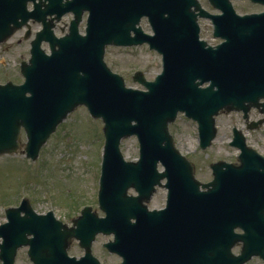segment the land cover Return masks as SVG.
Segmentation results:
<instances>
[{
	"label": "water",
	"instance_id": "95a60500",
	"mask_svg": "<svg viewBox=\"0 0 264 264\" xmlns=\"http://www.w3.org/2000/svg\"><path fill=\"white\" fill-rule=\"evenodd\" d=\"M29 1L0 0V43L39 13L43 17L58 14L60 18L73 12L76 20L70 35L60 41L48 31L38 34L41 41L52 42L53 54L45 55L41 41L35 42L32 60L22 67L25 85L0 86V156L17 152L25 129L26 153L35 161L59 125L78 107L86 106L94 118L105 123L100 204L109 219L97 224L86 217L81 220L87 227L80 228L88 231L96 226L100 232L107 227H122L125 217L127 234V216L130 211H138L132 208L137 200L128 198V190H144L148 201L155 186L168 178L182 191L189 218L204 214L200 240L198 231L189 232L188 264H247L256 256L264 259V231L256 233L258 217L264 210V158L247 146L243 134L236 132L232 146L242 152L240 165H213L215 181L205 186L213 191L202 196L194 166L175 149L169 131L178 114L185 113L198 123L205 150L217 135L215 117L221 111L247 114L251 107H260L264 100V16L241 19L229 13L232 19L215 22V36L220 29L226 42L212 48L199 39L197 12L201 6L197 0H73L66 5L64 0H45L46 9L36 6L33 13L27 11ZM217 1L210 0L214 6ZM224 2L216 7L225 6L230 11L229 0ZM86 11L90 18L83 38L79 24ZM144 17L149 19L155 37L137 28ZM144 43L164 57V73L155 82L146 81L140 73L134 77L147 92L128 89L124 79L104 62L107 45ZM205 84L209 86L202 88ZM134 136L141 147L137 164L127 163L120 149L123 140ZM159 162L166 166L163 174L158 172ZM221 190L223 199L218 195ZM23 207L7 211L9 223L0 227L2 250L20 245L26 234L37 237L51 228H64L53 214L37 219L31 212L38 224L22 218ZM140 213L144 228L140 229L139 241L148 245L151 214L146 207ZM235 229H242L244 234H236ZM132 239L136 241L135 232ZM239 244L243 245L241 255L234 256L231 249Z\"/></svg>",
	"mask_w": 264,
	"mask_h": 264
},
{
	"label": "rangeland",
	"instance_id": "374dc122",
	"mask_svg": "<svg viewBox=\"0 0 264 264\" xmlns=\"http://www.w3.org/2000/svg\"><path fill=\"white\" fill-rule=\"evenodd\" d=\"M199 1L207 6L206 0ZM235 1L239 13L252 10L245 3L246 0ZM68 20L69 18L62 20V27H66ZM201 24L202 38L214 44L216 41L213 38L211 23L202 21ZM142 26L147 33H152L146 21ZM24 34L25 32L21 31L12 40L0 46L2 84L8 81L19 84L23 81L19 64L29 56ZM105 59L111 70L124 77L127 86L133 89L143 90L133 82L136 72L141 71L147 80L154 81L163 70L161 57L147 45L131 48L111 47L107 49ZM250 118L257 120L263 117L252 112ZM217 128V140L206 152L199 148V136L194 122L181 115L171 128L178 148L196 164L197 177L203 182L212 179L209 164L219 161L236 163L239 152L230 146L235 128L244 132L249 146L264 155V126L260 130L249 132L246 131L241 113H222L217 118ZM25 142L26 140L23 141ZM105 145L103 123L94 120L86 109L81 108L69 117L56 135H53L37 164L27 161L21 151L17 156L0 159V225L6 223L5 210L17 207L22 199L28 198L29 195L38 200L42 211H53L56 217L64 222L74 216L75 207L94 204V210L97 211L95 200L101 179ZM121 150L127 161H136L140 154L138 140H124ZM161 199L162 196L158 195L157 203ZM235 252L239 254L240 250ZM247 264L263 263L260 259H254Z\"/></svg>",
	"mask_w": 264,
	"mask_h": 264
},
{
	"label": "flooded vegetation",
	"instance_id": "af4514ba",
	"mask_svg": "<svg viewBox=\"0 0 264 264\" xmlns=\"http://www.w3.org/2000/svg\"><path fill=\"white\" fill-rule=\"evenodd\" d=\"M231 1L235 10L239 12L236 1ZM245 3L252 10L239 13L241 15L264 12L262 3H255L252 0H246ZM211 12L220 14L216 10ZM252 112L262 117L258 110ZM261 119L252 120L250 118L251 123H245L246 128H251ZM211 181L212 179L201 182L210 183ZM205 191L207 189L199 187V192L204 193ZM181 193L182 191L173 185L168 188L160 186L157 187L156 193L149 202H143L150 212L155 213L150 219L148 245L140 243L137 228H133L136 234L135 243L128 242L129 238L125 237L126 228L123 225L120 230H114L112 233H109L108 229L97 233L95 226L90 227L91 230H83L80 227L87 226L85 221L81 220L82 207H75L74 216L69 221L60 220L66 225V229L51 228L47 234L43 232L37 237L26 236V240L21 245L15 244L3 251L0 249V264H12L13 262L14 264H188L189 232L198 231L200 240L201 214L198 213L194 218H189V212L186 210ZM139 194L140 192L135 190L129 192V195L135 197ZM222 194L221 190L218 193L219 197ZM158 195H161L162 199L157 203ZM28 201L29 204L22 213L24 217L33 219L31 210L38 217L37 219L49 214L50 211L45 213L39 208L38 200L30 197ZM93 208L95 209L94 206ZM94 215L100 219L107 217L105 212L95 210L86 213V217L92 218ZM40 221L44 222V219ZM256 227L264 231V219L261 215ZM116 234L117 237H115Z\"/></svg>",
	"mask_w": 264,
	"mask_h": 264
}]
</instances>
